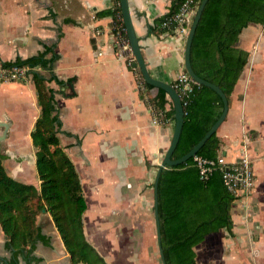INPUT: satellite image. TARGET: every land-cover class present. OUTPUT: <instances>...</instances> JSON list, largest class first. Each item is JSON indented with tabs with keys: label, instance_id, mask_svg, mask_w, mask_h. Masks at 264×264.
Listing matches in <instances>:
<instances>
[{
	"label": "crops",
	"instance_id": "obj_1",
	"mask_svg": "<svg viewBox=\"0 0 264 264\" xmlns=\"http://www.w3.org/2000/svg\"><path fill=\"white\" fill-rule=\"evenodd\" d=\"M170 2L129 0V9L149 73L173 84L185 70L186 36L155 27ZM118 5L119 0H0V62L52 48L53 72L64 81L49 82L56 90L58 135L82 184L86 240L109 264H163L153 183L171 141L173 104L166 92L163 107L157 108L151 97L159 88L146 86L129 67L119 44L127 36L112 31L113 14L101 13L115 9L117 19ZM236 46L248 51V59L217 128L219 149L226 160H237L241 138L248 134L255 184L246 209L232 201L231 231L220 227L193 246L196 264H264V24L249 22ZM38 114L31 72L27 80H0V120L9 121L0 140L2 163L9 175L36 187L40 180L30 132ZM37 224L44 236L33 250L39 261L18 257L15 264H73L47 210L38 214ZM6 240L0 227V264H14Z\"/></svg>",
	"mask_w": 264,
	"mask_h": 264
},
{
	"label": "trees",
	"instance_id": "obj_2",
	"mask_svg": "<svg viewBox=\"0 0 264 264\" xmlns=\"http://www.w3.org/2000/svg\"><path fill=\"white\" fill-rule=\"evenodd\" d=\"M182 1L171 0L168 11L156 18L158 32L165 31L162 21L175 12ZM199 2L196 0L197 5ZM116 8L118 11L120 6ZM101 13L113 14L112 31H120L126 37L121 15L116 19L115 9H104ZM249 22L264 24V0H207L192 39L190 60L193 70L216 83L228 103L248 59V51L236 46V41ZM48 52H51L49 56ZM56 57L52 48L45 46L38 55L3 63L40 68L31 70L39 114L30 132L40 183L36 187L9 175L0 153V227L7 235L6 247L13 250L10 263H17L18 257L36 263L39 257L33 252L35 243L38 239L44 240L37 216L45 209L51 214L73 264H109L86 240L82 230V213L86 207L82 184L74 162L60 143L56 90L49 84L52 80L64 82L53 72ZM129 67L146 86H151L143 80L137 66L131 62ZM158 90L151 101L157 108H162L166 91ZM181 101L183 124L172 158L188 151L223 107L215 90L196 83L188 95L181 96ZM219 146L216 130L196 154L213 158ZM233 199L221 171L214 169L206 178L201 177L194 155L181 163L163 167L158 179V214L166 264H196L195 244L220 227L231 231Z\"/></svg>",
	"mask_w": 264,
	"mask_h": 264
},
{
	"label": "built area",
	"instance_id": "obj_3",
	"mask_svg": "<svg viewBox=\"0 0 264 264\" xmlns=\"http://www.w3.org/2000/svg\"><path fill=\"white\" fill-rule=\"evenodd\" d=\"M196 7V0H183L179 8L162 21L165 32L173 35L187 36ZM128 43L127 38H120L119 44L127 52L126 58L128 64H130L134 56ZM32 69L33 67L27 64H3L0 62V80H27ZM195 83L199 84L189 76L186 70H181L177 74L173 86L181 97L182 95H188L193 90ZM241 141L242 151L237 160H226L220 149L213 158L195 154L194 159L199 169V174L203 178H206L214 169H219L224 184L231 194L234 195L233 202H237L241 207L246 209L248 205L246 200L253 191L255 177L252 160L246 150L249 135L244 134Z\"/></svg>",
	"mask_w": 264,
	"mask_h": 264
},
{
	"label": "water",
	"instance_id": "obj_4",
	"mask_svg": "<svg viewBox=\"0 0 264 264\" xmlns=\"http://www.w3.org/2000/svg\"><path fill=\"white\" fill-rule=\"evenodd\" d=\"M206 2L207 0H200V2L198 3L195 13L193 15L191 24L189 26L188 32H187L185 47H184V68L189 74V76L194 81H196L199 84L209 86L213 90H215L221 97L223 107H222V111L219 114V116L209 126V128L204 132V134L198 139V141L195 142L192 145V147L188 151H186L184 154H182L181 156L172 158L171 155L179 140L181 129H182V124H183L184 109H183L181 97L179 95V92L176 90V88L173 86L172 83L158 79L149 73L146 67V63L142 56L140 46L138 44V37L136 36V33L133 28V24H132V20L130 16L129 0H119L120 11L122 15V21L125 27L126 36H127L130 48L134 56L132 65L137 66L140 69L142 78L146 83L151 84L152 86H155L158 88H163L170 96L172 100V104H173L174 128H173L171 141L167 149L165 150L164 156L157 168V172H156L154 183H153L154 184V218H155V226H156V238H157L159 254H160L163 264H166V262H165L163 248L161 244L160 219H159V214H158V179H159L160 172L162 168L165 166H171V165L181 163L187 160L189 157L195 155L197 151L201 148V146L204 144V142L207 140V138L210 137V135L217 130V128L219 127L223 119L225 118L227 110H228V100L223 90L216 83L210 80H207L199 76L198 74H196V72L193 70L192 65H191L190 50H191L192 39H193L194 32H195L197 23L199 21L200 15L202 13V10ZM8 125H9L8 120H0V127H2V131L0 132V140H2L6 136Z\"/></svg>",
	"mask_w": 264,
	"mask_h": 264
}]
</instances>
